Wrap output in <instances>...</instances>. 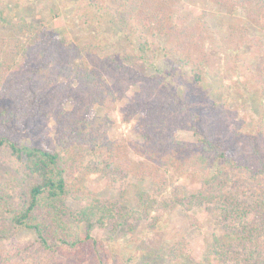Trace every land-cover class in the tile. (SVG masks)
<instances>
[{
    "label": "trees",
    "instance_id": "obj_1",
    "mask_svg": "<svg viewBox=\"0 0 264 264\" xmlns=\"http://www.w3.org/2000/svg\"><path fill=\"white\" fill-rule=\"evenodd\" d=\"M16 2L24 6L29 0ZM223 2L243 8L248 21L264 30V0ZM178 4L80 0L75 14L90 26L106 20L142 61H150L157 51L164 57L177 55L175 75L188 68L190 80L200 84L210 68L204 46L209 27L202 22L189 25ZM22 32L28 34L26 41L15 35L0 38V264H41V255L69 264L91 259L112 264L92 231L107 228L116 234L128 225L124 233H131L149 217L151 202H159L162 209L155 226L176 204L184 212L203 209L221 232L208 239L202 230L194 243L177 233L168 247L169 264H264V112L250 129L245 125L227 138L214 127V118L191 113L163 79L148 80L121 54L98 51V34L85 33L74 41L42 24ZM156 35L166 37L172 47L157 45L152 40ZM247 44L263 60L250 79V88L263 98L264 41L251 38ZM134 86L125 117L136 120L137 142L110 139L108 112ZM223 104L214 103L217 114ZM28 118L52 120L57 150L22 142L21 127ZM185 130L197 140L179 139ZM129 146L142 158L135 170ZM167 170H187L198 184L196 191L181 198L176 193L163 196L172 185ZM91 174L102 176L110 188L147 179L152 194L142 192L143 210L133 211L89 190L85 180ZM191 226L199 228L195 219ZM26 229L36 240L14 244V237Z\"/></svg>",
    "mask_w": 264,
    "mask_h": 264
},
{
    "label": "rangeland",
    "instance_id": "obj_2",
    "mask_svg": "<svg viewBox=\"0 0 264 264\" xmlns=\"http://www.w3.org/2000/svg\"><path fill=\"white\" fill-rule=\"evenodd\" d=\"M224 0H178L179 13L189 18V25L202 22L209 27L204 46L209 56V73L205 80L196 84L188 76V68L182 69L175 75L178 56L164 57L157 51L150 61L138 59L136 51L130 49L126 37L112 29L107 21L100 24H83L75 14L80 0H29L22 6L16 0H0V38L17 36L26 41L28 34L22 32L32 25H45L46 29L54 33H66L74 41L85 33L98 34L96 36L97 50L103 53L121 54L126 63L137 69L148 80L158 77L168 83L172 92L188 105L191 113H198L210 121L214 118V127L226 132L229 138L239 132L245 125L247 129L256 117L264 112V97L255 94L250 88V79L257 72L263 60L255 50L247 44V40L261 39L264 41V30H260L247 19L246 11ZM236 1V0H234ZM221 4V5H220ZM21 20L25 25H21ZM152 40L164 48H171L172 43L163 36L156 35ZM137 87H131L120 98L113 109L108 112L107 136L113 140L124 139L135 143L138 134L135 129L136 120H126L125 113L131 104V96ZM214 103H224L219 114L214 109ZM104 113L105 110L103 111ZM102 112V113H103ZM22 142L28 146L52 147L58 149L56 127L48 118H28L21 127ZM179 139L189 143L197 140L192 131L178 134ZM234 138V137H233ZM132 147H128V157L131 159L132 170L142 162V158L135 154ZM2 165H0V168ZM166 179L172 183L162 195L173 198L186 196L188 192L196 191L198 184L190 180L187 170L180 174L167 170ZM118 183L115 188L108 187L102 176L89 175L85 185L98 197L108 200H119L133 211L143 210L142 192L152 194L151 183L146 179L141 181ZM168 194V195H167ZM161 199V198H160ZM159 202H151L149 217L141 220L138 227L131 233L112 234L107 228H95L92 234L100 240L109 255L112 264H169L168 247L176 240L177 233L194 243L206 230V237L219 235L211 216L201 208H193L184 212L181 206L173 204L168 207L157 226L155 219L162 212ZM194 219L199 228L192 227ZM36 240L30 230H23L14 237V244L24 246ZM147 255H150L147 257ZM115 258V259H114ZM41 264H69L57 256L41 255ZM28 261V260H27ZM29 262V261H28ZM71 264V263H70ZM84 264H98L91 259Z\"/></svg>",
    "mask_w": 264,
    "mask_h": 264
}]
</instances>
